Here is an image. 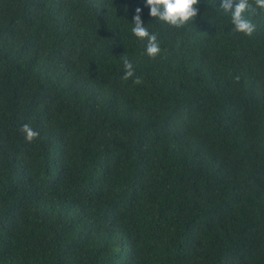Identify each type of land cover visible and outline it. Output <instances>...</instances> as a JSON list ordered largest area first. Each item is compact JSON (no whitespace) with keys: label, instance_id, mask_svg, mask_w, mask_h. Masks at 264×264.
Returning a JSON list of instances; mask_svg holds the SVG:
<instances>
[{"label":"trees","instance_id":"obj_1","mask_svg":"<svg viewBox=\"0 0 264 264\" xmlns=\"http://www.w3.org/2000/svg\"><path fill=\"white\" fill-rule=\"evenodd\" d=\"M221 3L0 0V264H264V9Z\"/></svg>","mask_w":264,"mask_h":264},{"label":"clouds","instance_id":"obj_2","mask_svg":"<svg viewBox=\"0 0 264 264\" xmlns=\"http://www.w3.org/2000/svg\"><path fill=\"white\" fill-rule=\"evenodd\" d=\"M199 4L200 0H146V6L150 9V17L158 18L175 27H182L196 18L199 14ZM254 4L256 8L264 9V0H254ZM221 7L226 13L231 14L235 32L252 36L255 25L245 15V13L255 11L250 0H222ZM141 12V8L135 9V15L132 18L134 26L131 31L137 39L147 41L145 53L150 59L155 60L160 55L161 48L157 37L145 26ZM124 69V80L135 77L134 84L143 82L141 77L135 75L133 64L127 59L124 60ZM22 131L25 133L27 142H34L39 137V132L28 124L22 126Z\"/></svg>","mask_w":264,"mask_h":264}]
</instances>
